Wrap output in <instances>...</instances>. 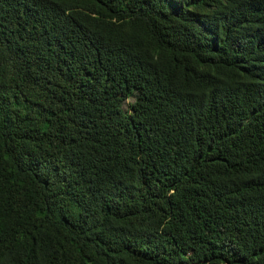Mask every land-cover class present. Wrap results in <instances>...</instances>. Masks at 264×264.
Returning a JSON list of instances; mask_svg holds the SVG:
<instances>
[{"label": "trees", "instance_id": "trees-1", "mask_svg": "<svg viewBox=\"0 0 264 264\" xmlns=\"http://www.w3.org/2000/svg\"><path fill=\"white\" fill-rule=\"evenodd\" d=\"M0 264H264V0H0Z\"/></svg>", "mask_w": 264, "mask_h": 264}]
</instances>
